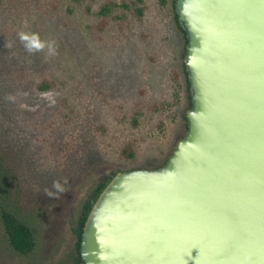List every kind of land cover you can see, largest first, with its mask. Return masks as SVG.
I'll return each mask as SVG.
<instances>
[{
    "label": "rangeland",
    "instance_id": "obj_1",
    "mask_svg": "<svg viewBox=\"0 0 264 264\" xmlns=\"http://www.w3.org/2000/svg\"><path fill=\"white\" fill-rule=\"evenodd\" d=\"M21 31L54 40L55 54L28 53ZM184 52L172 0H0V128L37 237L18 254L0 222V264H75L86 192L167 159L188 109Z\"/></svg>",
    "mask_w": 264,
    "mask_h": 264
},
{
    "label": "water",
    "instance_id": "obj_2",
    "mask_svg": "<svg viewBox=\"0 0 264 264\" xmlns=\"http://www.w3.org/2000/svg\"><path fill=\"white\" fill-rule=\"evenodd\" d=\"M192 105L164 164L118 171L85 264H264V2L175 0Z\"/></svg>",
    "mask_w": 264,
    "mask_h": 264
},
{
    "label": "trees",
    "instance_id": "obj_3",
    "mask_svg": "<svg viewBox=\"0 0 264 264\" xmlns=\"http://www.w3.org/2000/svg\"><path fill=\"white\" fill-rule=\"evenodd\" d=\"M172 4L176 24L183 32L186 52V32L179 23L178 15L175 11V0H172ZM184 72L186 74L187 81V97L189 108L192 105V101L189 87L190 83L187 71L185 69V63ZM185 114L186 111L183 114L185 120L184 131L180 135V137H178V139H180L185 134L188 128L187 118ZM5 134L6 131L0 128V222L4 228L5 237L9 247L16 253L26 256L34 252L37 247V237L33 227V217H31V215H33V210L30 211V209H27V205L24 203L22 193L23 191L21 189V184L19 183L20 179L17 176V172L14 166L10 163L12 157L10 152L11 148L5 142ZM123 153L129 158L134 157V151L130 147L124 148ZM165 161L162 164H164ZM114 174L115 173H113L111 176H107L106 178L99 181L96 185L91 187L86 192V195L83 197L76 212L72 216L71 228L75 235L74 259L76 264H85L80 253V246L87 215L99 193L109 182L112 176H114Z\"/></svg>",
    "mask_w": 264,
    "mask_h": 264
},
{
    "label": "clouds",
    "instance_id": "obj_4",
    "mask_svg": "<svg viewBox=\"0 0 264 264\" xmlns=\"http://www.w3.org/2000/svg\"><path fill=\"white\" fill-rule=\"evenodd\" d=\"M17 35L28 53L41 52L44 49H47L50 55L56 52L55 41L42 39L38 32L21 31ZM66 184V179L63 182L54 180L52 189H46L45 194L52 198H58L60 194L66 191Z\"/></svg>",
    "mask_w": 264,
    "mask_h": 264
},
{
    "label": "snow or ice",
    "instance_id": "obj_5",
    "mask_svg": "<svg viewBox=\"0 0 264 264\" xmlns=\"http://www.w3.org/2000/svg\"><path fill=\"white\" fill-rule=\"evenodd\" d=\"M262 2H264V0H262Z\"/></svg>",
    "mask_w": 264,
    "mask_h": 264
},
{
    "label": "flooded vegetation",
    "instance_id": "obj_6",
    "mask_svg": "<svg viewBox=\"0 0 264 264\" xmlns=\"http://www.w3.org/2000/svg\"><path fill=\"white\" fill-rule=\"evenodd\" d=\"M76 264V263H75Z\"/></svg>",
    "mask_w": 264,
    "mask_h": 264
}]
</instances>
